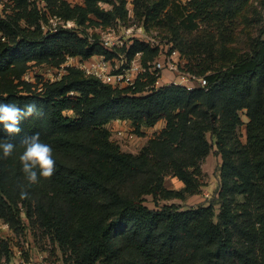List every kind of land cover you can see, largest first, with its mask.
<instances>
[{
    "label": "trees",
    "instance_id": "1",
    "mask_svg": "<svg viewBox=\"0 0 264 264\" xmlns=\"http://www.w3.org/2000/svg\"><path fill=\"white\" fill-rule=\"evenodd\" d=\"M5 1L14 5L15 14H0L5 37L0 41V103L20 108L36 103L44 113L22 121L12 156L4 159L0 153L5 222L24 230V213L51 234L66 264H264V30L248 53L229 49L251 0H189L185 8L175 0H134L135 17L145 29L157 27L183 53L206 57L190 67L207 77L206 88L164 87L146 96L138 95L140 87L113 88L77 69L42 82L41 88L24 81L30 64L58 68L67 57L106 53L98 40L88 41L86 30L81 37L53 28V18L80 25L98 21L108 29L127 22V0H83L82 6L42 0L43 8L31 0L0 4ZM130 51H143L145 60L157 53L140 42ZM241 111L249 119L246 143L238 134ZM117 120L127 121L136 134L161 120L167 125L134 155L111 139ZM34 133L52 147L56 169L50 179L29 185L19 162L20 141ZM5 137L0 125V139ZM214 147L222 159L216 200L187 210L145 204L147 196L158 202L199 194L200 163ZM166 174L183 187L167 189ZM20 185L27 199H21ZM2 252L9 264L11 253L5 246L0 257Z\"/></svg>",
    "mask_w": 264,
    "mask_h": 264
},
{
    "label": "rangeland",
    "instance_id": "2",
    "mask_svg": "<svg viewBox=\"0 0 264 264\" xmlns=\"http://www.w3.org/2000/svg\"><path fill=\"white\" fill-rule=\"evenodd\" d=\"M36 1L41 8L44 7L42 0H31ZM134 0H127V10H128V20L124 24L125 26H143L139 22L134 14ZM180 7L185 8L188 6L189 0H175ZM77 4V3H75ZM176 4V5H177ZM77 5H84L83 0H79ZM101 7L106 9H111L109 5L99 4ZM14 5L5 1L4 4L0 6V11L3 17L6 14L13 15L15 14ZM250 6L252 7L249 10L248 18L242 23H239L235 27L234 37L232 44L229 45V49H233L238 55L246 54L250 51V46L253 41L260 36L262 30H264V0H251ZM73 23L78 26L82 31L89 28L93 29L95 33L96 28H100V22H92L91 24L87 22L85 25H80L76 20ZM53 26V20L51 21ZM116 24H113L110 28H116ZM102 27V26H101ZM145 28V27H144ZM202 28H204L202 26ZM109 29V28H108ZM117 29V28H116ZM147 30V29H146ZM162 30L157 27H150V30L147 32L151 33L157 38H167L170 39L168 34L161 32ZM168 33V32H167ZM202 34L200 33V36ZM171 40V39H170ZM183 56V66L185 69L190 71V67H198L199 63L203 62L202 59L206 57H197L193 58L192 56L183 53L179 50ZM210 59H208V62ZM30 69L27 74L24 76V81L31 83L35 88H41L42 82H53L57 81L58 77H62L68 74L69 69H74L73 67L69 68L66 71L57 73L53 70V67L48 65H35L30 64ZM198 71V70H197ZM196 71V72H197ZM198 73V72H197ZM213 73L209 71L206 75ZM199 74V73H198ZM243 125L239 127L238 134L243 143H246V127L249 123V119L246 116V111L240 112ZM167 125L166 120L159 121L154 127L144 128L141 134H136L133 126L131 125H120L126 128V132L121 137L116 136L114 131H112L111 139L117 145L120 146L122 151L127 153H132L138 155L142 149L148 144L151 139L158 138L161 133L165 130ZM133 133V139H130L129 135ZM208 137H210L208 135ZM222 159L217 153V149L214 147L211 153L201 161V176L200 182L202 184L201 192L194 196H189L186 200H170V201H153L151 196H147L145 204L151 209H157L163 205H175L182 210H187L190 208L197 207L199 205L208 206L212 201L216 200L219 187V168L221 166ZM164 185L167 189L170 190H179L183 187V183L178 180L172 174H166L164 176ZM218 213V206H217ZM23 225L26 226L24 230H14L10 225L5 222V220L0 216V250L2 246L8 248L11 253L9 264H23L27 261L32 260L33 264H66L64 262V254L58 246L57 242L52 240L51 234L45 232L38 225H32L26 219L24 213L21 214ZM3 255L0 257V264H8L6 260V255L2 252ZM1 253V254H2Z\"/></svg>",
    "mask_w": 264,
    "mask_h": 264
},
{
    "label": "built area",
    "instance_id": "3",
    "mask_svg": "<svg viewBox=\"0 0 264 264\" xmlns=\"http://www.w3.org/2000/svg\"><path fill=\"white\" fill-rule=\"evenodd\" d=\"M62 1L72 6L79 3V0ZM73 22L55 17L53 18V28L61 26L67 30H74L84 37L83 31ZM116 25L117 29H103L101 26L96 28L97 39L93 36L92 28L86 30L88 41L92 43L98 40L106 53L87 59L67 57L64 64L53 68V70L63 75V71L75 66L74 69L82 71L87 77L96 78L113 88L138 90L140 87L138 95L141 96H146L164 87H181L187 91L207 87L206 76H199L184 68L183 56L173 41L167 38H157L142 26H125L120 21ZM0 41H5V37L1 33ZM135 42L156 49V55L150 60H145L143 51L131 54V46ZM62 77H58L57 80ZM53 82L55 81L53 80ZM128 124L127 121L117 120L111 124V129L114 134L116 133V136L121 137L126 132V128L120 125L126 127ZM129 137L133 139V133ZM23 264H33V262L30 260Z\"/></svg>",
    "mask_w": 264,
    "mask_h": 264
},
{
    "label": "clouds",
    "instance_id": "4",
    "mask_svg": "<svg viewBox=\"0 0 264 264\" xmlns=\"http://www.w3.org/2000/svg\"><path fill=\"white\" fill-rule=\"evenodd\" d=\"M42 108L36 103H30L23 108L15 104L0 103V125L3 126L7 137L0 139V153L7 159L12 156L16 149L13 138L18 136L22 129L20 127L23 120L30 117H42ZM23 152L19 155L21 171L29 185L38 184L41 178L50 179L56 169V161L53 157L52 147L41 141L39 133L25 136L20 141ZM21 199H27L29 194L24 185H20Z\"/></svg>",
    "mask_w": 264,
    "mask_h": 264
}]
</instances>
